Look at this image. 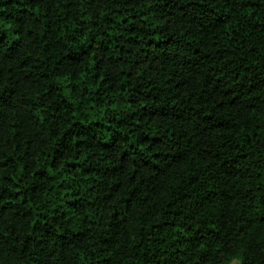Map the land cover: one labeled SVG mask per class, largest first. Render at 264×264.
<instances>
[{"label":"trees","instance_id":"obj_1","mask_svg":"<svg viewBox=\"0 0 264 264\" xmlns=\"http://www.w3.org/2000/svg\"><path fill=\"white\" fill-rule=\"evenodd\" d=\"M264 264V0H0V264Z\"/></svg>","mask_w":264,"mask_h":264},{"label":"rangeland","instance_id":"obj_2","mask_svg":"<svg viewBox=\"0 0 264 264\" xmlns=\"http://www.w3.org/2000/svg\"><path fill=\"white\" fill-rule=\"evenodd\" d=\"M230 264H240V261L237 260V259H235V260H233Z\"/></svg>","mask_w":264,"mask_h":264}]
</instances>
